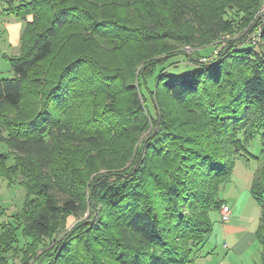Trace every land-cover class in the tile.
<instances>
[{"label": "trees", "instance_id": "obj_1", "mask_svg": "<svg viewBox=\"0 0 264 264\" xmlns=\"http://www.w3.org/2000/svg\"><path fill=\"white\" fill-rule=\"evenodd\" d=\"M263 2L0 0L29 19L0 79V178L25 192L0 264H192L256 136L264 264V24L235 37ZM86 198L101 217L67 231Z\"/></svg>", "mask_w": 264, "mask_h": 264}, {"label": "rangeland", "instance_id": "obj_2", "mask_svg": "<svg viewBox=\"0 0 264 264\" xmlns=\"http://www.w3.org/2000/svg\"><path fill=\"white\" fill-rule=\"evenodd\" d=\"M210 2H213L215 0H208ZM15 3L18 2V0H14ZM264 4V2H263ZM259 7L257 12L255 13L252 21L248 25L247 28H245L241 33L237 34L235 37H241L243 35H246V37H249L251 42H259L260 44L263 43V41H259V36L257 35V32L260 28V24H264L263 18H264V12L262 11V6ZM29 19H22L17 18L15 15H8L5 17H0V79H10L12 77V70L9 58L17 55L19 52V38L22 33V30L25 27L26 21ZM259 23V24H258ZM250 32H252L250 35H248ZM187 53H191L188 47L183 48ZM140 54H142V51L139 53L138 51L134 53L133 57H137ZM182 65H186L182 59ZM152 127L150 128V130ZM147 131L143 134H141L137 139L135 138V146L134 148H137L140 143H142L146 137H148ZM260 137L256 136L253 140H251L247 145L248 153L254 155L255 157H258L260 154V151L262 149ZM84 151H82L80 154H82ZM6 153L8 154L7 146L4 144V142L0 141V154ZM9 155V154H8ZM255 157H249L248 160L240 159L238 158L237 161H235V166L232 171V175L234 176V181L239 182V187L246 189L243 193V196L241 197V202L245 199L246 195H248V187H250L252 177L254 174V171L256 170L257 166L259 165V160ZM112 163H115L113 160ZM132 163V158L130 159L128 165ZM134 164V163H133ZM132 164V165H133ZM136 166V165H135ZM83 171V170H82ZM85 173H88V168L84 170ZM100 174L102 173H108L107 170H100ZM230 186L229 182H227ZM225 183L221 188L219 189V198H223L224 195L229 194L232 191V187L230 186L225 189ZM238 186V184H237ZM224 188V189H223ZM24 189L20 186H7V182L0 178V211H3L7 216L15 214L18 210H20L23 200H24ZM85 206L83 207V211H80V215L77 220L74 218H68L67 220V231L73 228V225L75 223H79L81 221L85 222H93L96 223V220L98 217H101V214L103 213V208L101 206H96L94 209H92L87 204V198L85 199ZM243 204V202H242ZM82 208V206H81ZM163 214H167L163 212ZM219 211L211 210L208 213V220L209 223L212 225V229L214 225H220L221 221L218 216ZM6 215L4 217H6ZM108 223H113L107 221ZM55 237L58 238V234L55 235ZM211 237V234L208 236L206 242L201 247V254L205 255L206 252L210 250L211 244L208 242L209 238ZM24 241L21 239L20 244L22 245ZM46 244H50V242H46ZM250 254H247L244 259L242 260L243 264H251L250 261ZM199 259V258H198ZM257 261L256 264H263L260 260V257H256ZM195 260V259H194ZM199 263V262H198ZM200 262L199 264H201ZM253 264V263H252Z\"/></svg>", "mask_w": 264, "mask_h": 264}, {"label": "crops", "instance_id": "obj_3", "mask_svg": "<svg viewBox=\"0 0 264 264\" xmlns=\"http://www.w3.org/2000/svg\"><path fill=\"white\" fill-rule=\"evenodd\" d=\"M229 184L235 186L221 200L230 208V219L227 223L221 222L220 225L213 226L208 241L211 244L210 250L205 255L200 254L192 264H243L241 259L250 253L251 264H256V257H260L256 238L259 209L250 194V187L242 204L240 199L246 189L239 187V182L234 181L233 175ZM230 186L227 183L225 189Z\"/></svg>", "mask_w": 264, "mask_h": 264}, {"label": "built area", "instance_id": "obj_4", "mask_svg": "<svg viewBox=\"0 0 264 264\" xmlns=\"http://www.w3.org/2000/svg\"><path fill=\"white\" fill-rule=\"evenodd\" d=\"M262 11L264 12V4L262 6ZM263 22H264V20H263ZM230 215H231L230 208L227 205L223 204L220 207V210H219V218H220V221L222 223H227L229 221V219H230Z\"/></svg>", "mask_w": 264, "mask_h": 264}]
</instances>
